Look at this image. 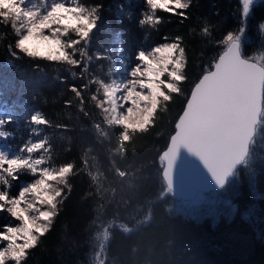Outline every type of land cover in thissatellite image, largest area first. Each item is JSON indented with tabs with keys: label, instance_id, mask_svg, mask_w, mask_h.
Returning <instances> with one entry per match:
<instances>
[{
	"label": "trees",
	"instance_id": "obj_1",
	"mask_svg": "<svg viewBox=\"0 0 264 264\" xmlns=\"http://www.w3.org/2000/svg\"><path fill=\"white\" fill-rule=\"evenodd\" d=\"M56 1L94 21L87 35L68 37L64 57L27 51L0 0V144L21 158L36 141L33 157L43 167L67 166L49 178L52 214L21 264H264V104L245 160L211 190L226 200L212 204L218 211L176 209L182 197L167 186L161 158L192 86L227 37L238 35L242 53L264 64V0L248 11L245 0H179L188 6L169 11L152 0ZM172 43L178 74H163L145 124L111 119L104 84L119 73L115 59L134 64L143 51ZM8 161L0 155V233L12 223L5 199L39 175Z\"/></svg>",
	"mask_w": 264,
	"mask_h": 264
},
{
	"label": "rangeland",
	"instance_id": "obj_2",
	"mask_svg": "<svg viewBox=\"0 0 264 264\" xmlns=\"http://www.w3.org/2000/svg\"><path fill=\"white\" fill-rule=\"evenodd\" d=\"M2 1L13 10V14L18 21L21 44L31 53L64 57L66 55V47L69 44L68 37L70 35L77 37L85 36L94 25L93 19L89 18L85 11L62 1ZM152 1L157 4V0ZM251 1L245 0L248 5ZM178 2L179 0H176V3ZM150 54H158V56ZM150 57L154 61L157 58H162V68L159 70L155 69L156 67L151 62ZM115 63L113 65L116 66L115 70L119 71V73L114 74L104 84L107 113L111 119H115L126 128L143 126L153 111L157 99L162 95L161 90L164 89L163 74L167 76L178 74L177 66L180 64V61L176 58L175 44H160L156 45L151 52L143 51L139 56V60L134 64L124 57L119 60L115 59ZM168 84V86L171 85V83ZM146 97L148 100L146 103H143L141 100ZM131 105L136 110H133ZM142 105L145 106L146 111H144V107H141ZM132 111L139 112L141 115L132 122L125 121L126 114ZM37 146L38 142L29 141L26 144L24 152L27 154L19 158L12 156L13 151L9 150V147H3L0 144V155L6 156L9 163L26 164L27 166H32L39 173L36 177L37 181L22 184L18 194L5 199L4 208L12 218L11 227L9 228L10 233H13L12 239H15L10 242L7 238L8 234L3 236L0 233V254H2L0 255V259H2L3 264H21V258L26 254L25 245L33 241L39 231H41L42 219L48 218L52 214V211L45 207L47 204L48 187L50 185L49 178L54 177L56 174H63L67 170V166H61L59 167L60 173H57L52 167H43L41 164L42 160L33 157L35 150L38 148ZM211 190L213 189L198 191L189 198H178L175 208L178 210L186 208L191 213L198 211L207 212L210 208L218 211L212 204L218 205V202H222V200L226 204V200L221 194L215 191L212 192ZM19 201L24 202L20 204ZM27 203H29L28 210L33 208L32 212H26L25 204ZM22 216L31 224V228L26 230V232L21 231V222H15V219ZM17 241H20L19 247H17Z\"/></svg>",
	"mask_w": 264,
	"mask_h": 264
},
{
	"label": "water",
	"instance_id": "obj_3",
	"mask_svg": "<svg viewBox=\"0 0 264 264\" xmlns=\"http://www.w3.org/2000/svg\"><path fill=\"white\" fill-rule=\"evenodd\" d=\"M231 38L192 86L161 152L163 178L182 198L223 188L248 155L261 119L264 64L242 53L238 35ZM225 58L243 69L227 86L215 79Z\"/></svg>",
	"mask_w": 264,
	"mask_h": 264
},
{
	"label": "snow or ice",
	"instance_id": "obj_4",
	"mask_svg": "<svg viewBox=\"0 0 264 264\" xmlns=\"http://www.w3.org/2000/svg\"><path fill=\"white\" fill-rule=\"evenodd\" d=\"M168 5H173L175 7H183V8H186L188 6L187 4L177 5L176 0H157L156 7H159L160 10L169 11L170 9L168 8ZM245 11H248L247 4L245 5ZM231 39H232L231 36L227 37L225 43H228V41H230ZM242 71L243 69L237 68L236 65H234L231 62V60L225 58V60L221 63V65L218 68V72L216 74L215 79L217 82L223 83L225 86H227L232 74L235 72H242ZM0 264H3L2 259H0Z\"/></svg>",
	"mask_w": 264,
	"mask_h": 264
},
{
	"label": "bare ground",
	"instance_id": "obj_5",
	"mask_svg": "<svg viewBox=\"0 0 264 264\" xmlns=\"http://www.w3.org/2000/svg\"><path fill=\"white\" fill-rule=\"evenodd\" d=\"M141 85V84H140ZM135 86V85H134ZM126 89V88H125ZM138 93V92H137ZM132 106V105H131ZM132 109L133 110H136V108L135 107H133L132 106ZM141 113H139V112H136V111H132V112H128L127 114H126V116H125V121H130V122H132V121H134L139 115H140ZM250 189V188H249ZM251 196V195H250ZM256 196V195H255ZM255 196H254V198H255ZM28 197V196H27ZM27 197H26V199H27ZM253 198V199H254ZM25 199V200H26ZM250 200V199H249ZM256 200V199H255ZM29 201V200H28ZM253 201V200H252ZM20 203H23L24 201H19ZM26 203V202H25ZM26 206H25V209H26V212H32V210H33V208L32 209H30V210H28V205H29V203H27V204H25ZM35 212V211H34ZM16 221H18L19 223L21 222L22 223V228H21V231H23V232H26V230H29L30 228H31V224L29 223V221L24 217V216H22L21 218H17V219H15V222ZM14 222V221H13ZM6 229V228H5ZM9 260H11V258H9Z\"/></svg>",
	"mask_w": 264,
	"mask_h": 264
}]
</instances>
